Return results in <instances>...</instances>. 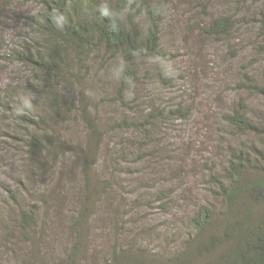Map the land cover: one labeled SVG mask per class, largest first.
I'll return each mask as SVG.
<instances>
[{
	"label": "rangeland",
	"instance_id": "obj_1",
	"mask_svg": "<svg viewBox=\"0 0 264 264\" xmlns=\"http://www.w3.org/2000/svg\"><path fill=\"white\" fill-rule=\"evenodd\" d=\"M42 10L37 0H0V94L11 82L29 94L28 85L38 72L6 58L5 47L19 48L24 43L40 47L43 40L33 15ZM221 16L234 21L228 36L216 39L202 31L211 19ZM262 21L264 0H173L162 28L165 55L138 62L141 79L131 85L134 92L127 95L126 107L116 98L119 61L107 63L106 56L96 51L76 57L74 73L78 69V74L66 85L76 113L58 132L70 144L88 145L89 133L81 121L85 107L108 129L125 119L144 122L152 111L180 104L192 111L187 120L161 119L146 128L107 134L92 174L102 190L106 183L113 186L107 187L106 194L103 191L93 215L91 234H87L90 252L82 264L112 261L113 247L119 245L146 264L153 258L176 264L174 257L192 231L190 218L198 206L212 203L223 210L222 200L211 196L209 168L221 170L230 147L264 148V133H238L223 119L243 100L250 116L264 125V96L242 87L244 74L264 85ZM3 111L0 106V115L4 114L0 125L12 132L16 124ZM1 130L0 264H61L73 243L71 219L82 205L84 154L58 152L51 161L54 169L49 167L32 183L23 172L29 164L26 148ZM163 192L170 196L161 200ZM13 193L24 202L63 197L67 201L56 205L58 215L54 205L48 211L40 209L39 233H27L30 240L15 225L18 212ZM121 258L127 261V256ZM184 264H200V260Z\"/></svg>",
	"mask_w": 264,
	"mask_h": 264
},
{
	"label": "trees",
	"instance_id": "obj_2",
	"mask_svg": "<svg viewBox=\"0 0 264 264\" xmlns=\"http://www.w3.org/2000/svg\"><path fill=\"white\" fill-rule=\"evenodd\" d=\"M172 1L37 0L43 7L42 12L33 15L43 40L40 47L33 49L25 43L19 48L9 44L5 47L6 58L38 72L36 80L33 79L28 85L29 94L24 92L23 86L18 88L13 82L4 87L3 94H0L3 113H6L5 116L8 114L16 124L12 132L0 125V133L3 129V135H9L26 148L25 161L29 164L24 166L26 169L23 172L28 180L33 183L34 177H42L41 173L46 169H54L51 161L54 157L57 159L58 152L84 154L82 205L71 219L73 243L66 250L65 260L61 264H82L90 252L87 240V234H91L90 223L104 196L103 191L106 194L107 187L113 186L106 183L102 190L92 174L107 134L140 129L144 125L146 128L161 119L187 120L192 113L189 107L180 104L171 109L152 111L144 116V122L125 119L115 122L108 129L99 116H92L85 107L81 121L89 133L88 145L70 144L58 132L76 113L75 102L66 86L78 74V69L74 73L78 68L74 60L96 51L106 56L107 63L111 59L119 61L120 85L116 89V98L123 107L129 106L126 98L134 92L131 85L139 83L141 79L138 62L165 55L161 48L162 28ZM233 23L228 16L213 18L202 31L210 37L221 39L231 33ZM244 77L243 88L264 96V85H260L255 76L244 74ZM163 80L171 82L166 78ZM3 116L0 115V118ZM223 119L238 133L263 136L264 125L250 116L248 105L243 100L230 113H224ZM207 183L211 196L221 199L224 208L218 210L212 203L198 206L190 218L192 231L174 257V261L178 262L176 264L198 259L200 264H264V148L230 147V156L223 168L218 170L213 165L209 168ZM169 196L165 192L159 195L161 200ZM11 197L18 212L15 225L30 240V234L38 232L36 227L42 218L40 209L48 211L52 205L56 209V205L67 201L63 197L59 201L56 198H39L38 201L24 202L16 193ZM58 214L59 211L56 212ZM113 248L112 261L105 259L104 264H146L143 258L131 253L127 255L122 245ZM121 256H127L125 263ZM154 263L164 264L153 258L151 264Z\"/></svg>",
	"mask_w": 264,
	"mask_h": 264
}]
</instances>
